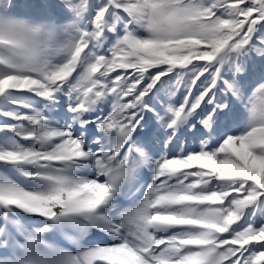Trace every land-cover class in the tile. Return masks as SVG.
<instances>
[{
  "label": "snow or ice",
  "instance_id": "obj_1",
  "mask_svg": "<svg viewBox=\"0 0 264 264\" xmlns=\"http://www.w3.org/2000/svg\"><path fill=\"white\" fill-rule=\"evenodd\" d=\"M0 264H264V0H0Z\"/></svg>",
  "mask_w": 264,
  "mask_h": 264
}]
</instances>
